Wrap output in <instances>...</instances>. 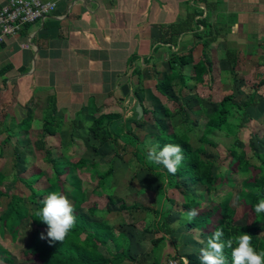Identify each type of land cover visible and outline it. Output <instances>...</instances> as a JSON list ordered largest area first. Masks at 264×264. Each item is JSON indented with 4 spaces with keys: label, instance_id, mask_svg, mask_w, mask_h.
I'll return each instance as SVG.
<instances>
[{
    "label": "crops",
    "instance_id": "obj_1",
    "mask_svg": "<svg viewBox=\"0 0 264 264\" xmlns=\"http://www.w3.org/2000/svg\"><path fill=\"white\" fill-rule=\"evenodd\" d=\"M4 1L0 0V4ZM39 1L54 2V9L0 43V233L7 231L15 241L20 224L29 221L31 234L20 252L31 249L36 239L42 243L50 240L47 236L41 239L42 230L48 229L46 225L36 227L29 217H15L7 200L1 205V198L15 194L29 212L33 210L32 203L26 204L29 191L19 179L27 181L33 190L45 191L41 200L59 191L72 203L75 217L102 222L106 232L114 235L120 231H112L114 223L103 215L110 211L108 203L125 211L126 216L144 211L131 225L135 227L138 223L137 231L151 233L152 220L162 222L155 212L167 204L166 197L173 199L171 214L179 196L182 202V195L178 190L166 188L164 197L159 195L157 189L162 181L137 162L132 152L134 143L149 151L158 146V131H164L166 124L171 130L178 124H186L189 127L186 134L194 137L196 132L197 136L189 144L192 148L200 144L204 148L199 155L202 160H217L213 149L217 139L220 143L228 139L223 156L234 138L240 148L249 144L256 152L264 151V0ZM171 54L190 56L191 60L177 69L190 78L191 88L179 89L176 81L177 85L161 94L154 85L169 74ZM197 61L202 72L194 77L192 64ZM252 91L253 101L245 108V116L237 108L230 109L226 121L219 128L209 130L200 142L203 111L216 107L226 95L231 99L242 97L236 104L240 105ZM230 113L235 116L232 120L228 117ZM28 114L30 120L23 129L22 120ZM172 116L176 118L172 120ZM199 118L202 125L196 127ZM44 125L47 132L41 135ZM104 129L110 136L99 143L92 134L99 135ZM126 129L134 139L126 137ZM38 144L42 148H36ZM123 159L130 163H124ZM118 161L122 162L120 167ZM249 163L257 165L255 159H249ZM221 164L216 162L224 183L238 185L234 189L230 186L228 192L217 198L226 199L233 212H242V220L244 215L248 222V208L246 212L240 199L257 194L261 172L244 181L231 171L230 157ZM117 169L122 172L118 173ZM86 171L91 174V179L88 177L93 181L91 187L82 185ZM212 172H216L215 165ZM122 175L124 179L118 178ZM150 178L155 182L150 190L151 201L147 202L142 200L140 190L133 187L138 188L136 182L152 184ZM198 186L196 190L201 191V185ZM90 188L99 190L98 194L107 193L105 204L98 206L91 199ZM196 190L192 189L195 210L198 215L206 216L204 209L211 195L200 196ZM202 202L205 204L201 205ZM150 213L155 218L149 219ZM176 221L177 218L167 219L166 225L173 228L165 233L170 242H175L170 235L175 233L172 223ZM164 232L161 225L159 233L164 235ZM87 235L92 237L84 225L77 238L81 240ZM204 237L205 243L208 234ZM124 238L130 256L144 257L145 264L149 261L153 264V257L149 259L143 248V238L137 246L144 251L134 252L136 255L131 253L136 246L135 238L127 234ZM193 240L179 242L178 247L182 245L177 254L194 251L198 246ZM97 241L102 245L106 239L100 237ZM60 248L59 256L63 259H77L81 254L80 249L68 250L66 243Z\"/></svg>",
    "mask_w": 264,
    "mask_h": 264
},
{
    "label": "trees",
    "instance_id": "obj_2",
    "mask_svg": "<svg viewBox=\"0 0 264 264\" xmlns=\"http://www.w3.org/2000/svg\"><path fill=\"white\" fill-rule=\"evenodd\" d=\"M170 58L171 59L168 61L169 74L164 75L154 85L156 91L161 94H164V91L170 86L177 85L174 84L176 83V81L180 85L179 89H182L184 87L188 90L191 88V83L189 82L190 78L187 75L180 73L179 69L183 63H187L189 62V60H191L190 56H176L174 54H171ZM178 66L179 68L177 69ZM201 66V63H199L198 61L192 64L194 77L199 76V74L202 72ZM253 95L254 92L252 91L240 105H236L235 103L230 102V96L226 95L217 102L216 107L212 108L210 111H203L202 116L204 118V123L199 135V140H201L200 142H203L204 135L209 130L219 128L220 124L226 121V114L230 109L237 108L241 111V115L245 116L244 110L251 103V101H253ZM29 120L30 114H28L22 120L23 129L27 128ZM188 128L189 127L186 124H178V126L175 129H172L169 133H165L159 130V133L157 134V139L159 142L157 148L158 150L162 149L166 144L180 145L182 148V155L184 159L174 175L170 174L162 165H156L149 162L146 158L148 151L138 145V143L133 142L134 144L132 152L135 156V159L150 173H153L155 169H158L159 172H157L159 176L164 177L163 181L160 180L162 181V184L157 189L159 195L164 194V188L178 190L181 193L182 202L180 203V208H176L175 211L178 214V223L184 225V227L186 226L185 228H187V230H199L200 232H197L202 234V230L204 228L206 229L207 226H209L210 232L208 233V238H210L217 229H222L224 232L222 241L225 242L230 238L240 235L241 233H247L252 236L251 244L253 248L257 252L264 251V238L259 237L256 234L259 230L264 228V213L257 215L254 211V207L259 202V200L264 199V151L256 152L252 150L249 144H246V147L250 151V156H252V158L257 162V165H251L249 163V159L245 157V151L243 149L244 146L243 148L238 147V141L234 138L227 150V153L224 156L225 158L230 157L231 164L233 163V169H231V171L238 174V176L243 177L244 181H247L250 178H255V176H258V173L261 172L260 185L257 194L254 196H250L251 198H249L247 195H244V199H240V204L243 205L245 211L248 208L250 214L248 222L245 221L244 215V220H242V216L238 217L237 214L233 212L234 208H231L228 203H226V199L219 200L217 197L209 198L211 204L209 203V206H206V208L204 207L206 216L197 215L194 219L189 221L186 218V214L190 209H195L192 189L196 190L198 188L195 187L201 185V191L196 190L197 192H199L198 195H211L215 192L216 188L219 185L224 183V179L218 172V167L215 160L200 159L199 155L203 153V146L200 144L197 147L192 148V146L189 144V136L188 134H186ZM46 130L47 127L46 125H44L41 135L47 132ZM227 131L229 132L230 130ZM125 132L128 139H134V137L130 135L128 129H126ZM92 135L93 137H96L98 139V142L100 143L108 138L110 136V133L109 131L104 129V131H101V134L98 135V133H93ZM114 136V138L118 137V134L115 131ZM35 147L42 148L40 144L35 145ZM52 164L55 163L52 162ZM214 165L216 166V172H212V167ZM1 180L2 176H0V182ZM19 180L29 191L26 197V202L32 203L34 205V209L29 212L27 207L24 205L21 197L15 194H10L8 196V206L10 212L17 218L22 219L25 217H29L31 223L36 227L43 225L47 226V224L39 220V217L36 215V212L43 207L44 200H41V197L46 192L42 190H33L29 186V183L27 181H25L24 179ZM47 181L51 182L50 179H48ZM190 185L192 187V189L190 188L191 190L188 189ZM166 200L167 204L155 212V217L159 216V220L162 219V222L158 223V221L152 220L153 222L151 223V233H153L151 242L153 243L152 248H154L151 250V253H153V264L158 263L157 257L154 256L155 247L162 240L167 239L165 237V233H170L173 230L172 226L166 225L167 219L170 215V212L172 211L173 199L170 197H166ZM169 202L170 206H168ZM254 216L257 219L256 222L253 219ZM84 225H87L89 232L92 234V237L87 235L83 239L78 240L77 237L82 232ZM161 225L164 226V235H158ZM147 229L149 228H146L145 230L147 231ZM106 230L107 229L102 222H87L81 218L76 217L75 227L70 231V233L62 243L56 241L42 243L36 239L33 241V246L31 248L32 250L29 249L21 251L19 253V264H120L124 260L135 262L136 259L130 256L128 253V245L125 241L124 234L122 232H118L114 235L111 232L107 233ZM100 237L106 239V241L103 242L102 245H100V243L97 241ZM65 243L68 244V250L72 248L81 250L79 258L73 259L68 257L67 259H63L61 256H59L62 253L60 245ZM171 243L175 247L174 242ZM205 246L206 242L203 245H200L195 251L188 252L182 255H178L175 249L174 256L177 259L176 264H183L179 257L186 258L188 264H201L200 250ZM236 246L237 245L233 243L232 247L234 248ZM231 253L232 248H228L226 246L224 249L226 264H232ZM140 258L144 259V257ZM140 258H138L137 260H139ZM1 259L4 262H7V255L3 254Z\"/></svg>",
    "mask_w": 264,
    "mask_h": 264
},
{
    "label": "rangeland",
    "instance_id": "obj_3",
    "mask_svg": "<svg viewBox=\"0 0 264 264\" xmlns=\"http://www.w3.org/2000/svg\"><path fill=\"white\" fill-rule=\"evenodd\" d=\"M135 83V81L133 82V87L135 88V86H136V84H134ZM174 84H176V83H174ZM198 88L200 89L199 91H201V89H202V86L201 85H199L198 86ZM213 101H217V99H213ZM230 101H232V103H235V104H237L238 102H241L242 101V97H233V99H231L230 98ZM200 117V116H199ZM229 119L230 120H232L233 118H235V116L234 115H232V113H230L229 114ZM176 117H173L172 116V120L173 119H175ZM201 118V117H200ZM198 119L197 120V122H196V124H197V126L196 127H201V122H202V119ZM250 123V122H249ZM248 125V124H247ZM256 125V124H255ZM251 126V124H249L248 125V127H250ZM165 130V132H167V131H171V129H168V124H166L165 125V128H164ZM155 132H157V129L155 128V130H154ZM163 131V132H164ZM197 131H199V133H200V128L199 129H197ZM159 133V132H158ZM192 133H194V131L192 132ZM193 135V134H192ZM196 136V132L194 133V137H190L189 136V141L190 142H193L194 140V138H196L195 137ZM227 140L228 139H225V142L224 143H220L221 142V140L220 141H218V139H217V141H216V143H215V145L213 146V149H214V151L216 152V154H217V160H216V162L218 163V164H220V163H222L221 164V166L224 164V162H225V157L223 156V154L225 153V151H226V142H227ZM238 147H240V145L238 146ZM244 151H245V157L246 158H248V159H250L251 161H253V158H252V156H250V151L248 150V148L246 147V145H244ZM101 161V160H100ZM99 161V162H100ZM122 161V160H121ZM123 161H124V163H130V162H128V161H125V159H123ZM122 165V162H120V161H118L117 162V167H120ZM218 169H220L219 167H218ZM158 169H155L154 170V172L152 173V175L156 178V179H158V180H164V177L162 176V177H160L159 176V174H158ZM87 173H84L83 174V183H82V185L83 186H92L93 184H92V182L93 181H91L90 179H91V174H89L88 173V171H86ZM117 172L118 173H120V172H122L121 170H119V169H117ZM88 177H90V179L88 178ZM118 178H120V179H124V175H122V176H119ZM150 182H152V184H145V183H141V185L138 183V182H136L137 183V186H138V188L136 187V188H134L135 186L134 185H136L135 184V179H133V181H132V185L134 186L133 187V190L134 189H138V190H140V196H141V198H142V200H144V201H147V202H149V201H151L150 200V197L152 196V194H151V191L150 190H152L153 188H154V180H152L151 178H150ZM235 182H231V184H226V183H223L224 185L223 186H218L217 188H216V190H215V192L214 193H212L211 194V196L210 197H221L222 195H224L226 192H228V190H229V187L230 186H233L232 188L234 189L235 188V186H237L238 185V183L236 182L235 184H234ZM20 187L22 186V185H19ZM199 187L200 186H196V188H198L199 189ZM149 188V189H148ZM149 190V191H148ZM171 189H169V191H170ZM99 190H97V191H95V189H89L88 190V193L90 192V195H92V197H91V199H93V200H95L96 201V204L98 205V206H100L101 204H105V201H106V198H105V194H107L106 192H102V194H98L97 192H98ZM173 191V190H172ZM137 196H138V193H137ZM204 198V197H203ZM207 198H208V196H207ZM232 198V197H231ZM8 197L6 196V197H3V198H1V201H2V203H1V205H4V202H6V200L8 201ZM205 199V198H204ZM233 199H234V197H233ZM232 200V199H231ZM180 201H181V197L179 196V198L177 199V201H176V206L175 207H173V208H177V206L179 205L178 203H180ZM202 201H204V200H202ZM207 202V201H206ZM216 202V201H215ZM214 202V203H215ZM108 203V202H107ZM231 203V202H230ZM26 204H28V202H26ZM30 204V203H29ZM203 204H205L204 202H202L201 203V205H203ZM210 204H211V202H210ZM210 204H208L207 206H209ZM236 204H233V205H231V206H235ZM30 207H34V205L33 206H31L30 205ZM108 207H110V209H108V210H110V211H107V212H109V213H103V215L105 216V217H107V218H109L110 220L109 221H111L112 223H114L113 225V227H111L112 228V231H115V232H117V231H120V232H122L123 234H127L130 238H132V239H134L135 238V240H136V246L131 250V253L132 254H134V255H136L134 252H142V251H144V250H146L147 251V255L149 256L148 258L150 259V257H153V253H151V250L152 249H154V248H152L153 247V243L151 242V236H152V234L153 233H144V232H139V231H137L136 229H139V226H140V224H133L135 227H133L131 224L135 221V220H137L138 218H140L142 215H143V212L142 211H136V212H133L132 214L134 215V218H133V216H132V214H129V215H127L126 216V214H125V211H120V210H118V209H116L112 204H107V208ZM34 209V208H33ZM238 211V210H237ZM242 214V212H238V214H237V216L239 217V216H242L241 215ZM148 217H149V219H150V217H154V214L153 213H150V214H148ZM177 218L178 217V214H177V212L175 211V212H173V213H171L170 215H169V217H168V219H175V218ZM252 217V216H251ZM254 221L256 222L257 221V219H256V217H255V219H254ZM140 223V222H139ZM30 223H29V221H27V223H22V224H20V229H19V233H18V235H17V238H16V240L15 241H12L11 240V237H9L10 236V234L6 231H4V233H0V264H19V259H18V256H19V253H20V251L19 250H21V249H23L25 246H26V244L28 243L27 241H28V239H29V237H30V225H29ZM178 224V221H176V222H173L172 223V225H173V227L174 228H176V230H175V233L174 234H171L170 235V239L171 240H175V242H174V245H175V247L173 246V244L171 243V242H169L167 239H164V240H162L159 244H157V246L155 247V252H154V256L155 257H157V259H158V264H162V263H165L164 261H167V259H171V260H176L177 261V259L175 258V256H174V254H175V249H176V251H178L179 250V247L182 245V244H180V246L178 247V243L180 242V243H184V242H187L190 238H192V239H194L193 241H196L197 242V246L199 247L200 245H203L204 244V241H205V237H204V235H206L207 236V234L210 232V227L209 226H207V228L205 229H203L202 230V234L203 235H201L200 236V234H198L194 229H192L191 231L190 230H187V228H185L184 227V225L183 226H178L177 225ZM138 225V226H137ZM137 227V228H136ZM163 227H161V229H162ZM35 229V228H34ZM33 229V230H34ZM36 232H38L37 230H35ZM43 232H42V234L44 235V236H47V231H48V229H44V230H42ZM198 232H200L199 230H197ZM134 232H136V234L134 233ZM160 233H158V235H159ZM257 236H259V237H263L264 238V228L263 229H261V230H259L257 233ZM144 239L143 240V248H144V250L143 249H141L140 247H138L137 246V243H139V240L140 239ZM150 238V240H148ZM171 243V244H170ZM171 245V246H170ZM190 245H192V243L191 244H189V246ZM196 246V247H197ZM167 247V249H164V248H166ZM197 247V248H198ZM196 248V249H197ZM190 249H192V246L190 247ZM195 249V250H196ZM32 250V249H31ZM134 250V251H133ZM167 250H169V252L170 253H168V251ZM187 250V249H186ZM194 250V251H195ZM191 252H193V251H191ZM176 253H178V252H176ZM3 254H5V255H7V262L5 261H3L2 259H1V257H2V255ZM139 256L140 255H144V254H138ZM138 256V257H139ZM159 257H161L160 259H159ZM134 259H137V257H134ZM127 261L125 260L124 261V263H121V264H127L128 262L130 263V264H145V258L143 259V258H140L138 261H136L135 260V262H130V261H128L127 263H126ZM181 262L184 264V258H183V260H181ZM128 263V264H129ZM147 264H151L150 263V261H149V263H147Z\"/></svg>",
    "mask_w": 264,
    "mask_h": 264
},
{
    "label": "clouds",
    "instance_id": "obj_4",
    "mask_svg": "<svg viewBox=\"0 0 264 264\" xmlns=\"http://www.w3.org/2000/svg\"><path fill=\"white\" fill-rule=\"evenodd\" d=\"M158 146L152 147L147 153V160L156 165H162L170 174H175L184 157L180 145L166 144L162 149ZM254 211L257 215L264 213V199L259 200ZM39 220L47 224V238L50 241L62 243L70 231L75 227L76 217L74 207L70 200L60 193L54 191L43 201V207L36 212ZM198 215L195 209H190L186 218L191 221ZM224 232L217 229L206 242V246L200 250L201 264H226L224 249L232 248V264H264V251L257 252L252 244V236L241 233L238 236L222 241ZM41 234V239H44ZM233 243L237 246L232 247ZM184 264H188L184 258Z\"/></svg>",
    "mask_w": 264,
    "mask_h": 264
},
{
    "label": "built area",
    "instance_id": "obj_5",
    "mask_svg": "<svg viewBox=\"0 0 264 264\" xmlns=\"http://www.w3.org/2000/svg\"><path fill=\"white\" fill-rule=\"evenodd\" d=\"M54 9V2L39 0H5L0 4V43L6 37H14L25 24L43 19ZM162 264H176L167 259Z\"/></svg>",
    "mask_w": 264,
    "mask_h": 264
}]
</instances>
